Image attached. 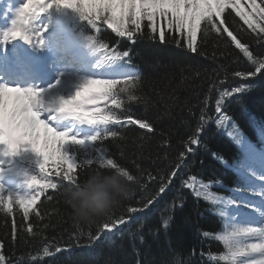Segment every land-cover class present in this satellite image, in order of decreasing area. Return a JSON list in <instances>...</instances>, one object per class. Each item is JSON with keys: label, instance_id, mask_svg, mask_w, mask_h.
Instances as JSON below:
<instances>
[{"label": "snow or ice", "instance_id": "snow-or-ice-1", "mask_svg": "<svg viewBox=\"0 0 264 264\" xmlns=\"http://www.w3.org/2000/svg\"><path fill=\"white\" fill-rule=\"evenodd\" d=\"M229 10L242 21L246 30L256 34L259 46L264 48V0H22L11 26L0 31V211L5 214L6 226L8 218H12L9 237L13 247L22 238L21 232L37 237L34 224L44 220V213L38 207L41 197L53 199L49 190L61 186L55 182L56 178L69 185L78 184L77 169L96 166L105 172L121 171L143 189L137 206L126 208L127 216L116 215L112 210L94 222L95 231L90 228L86 237L88 247L126 224L131 214L148 210L169 191L178 171L186 166L189 154L196 150L193 146L201 143L203 122L212 119L209 101L205 99L199 122L182 142L183 150L176 154L168 169L153 175L136 165L134 173L115 158L105 142L124 140L125 132L133 126L146 133L155 129L149 119L134 115L131 110L133 104L142 102V96L138 77L124 71L130 51L113 47L104 33L111 30L130 43L145 35L160 42L174 39L177 46L183 44L192 52L198 50V38L204 42L209 32L221 37L226 33L247 62L264 64V51H253L235 29L230 30L232 26L225 15ZM49 14L55 17L51 25L45 22ZM11 42L15 43L9 47ZM89 52L95 55L89 56ZM55 59L62 60L58 68L61 76L56 80V83L62 82V86L42 88L34 81L52 78L49 63ZM73 72H78L79 76L74 77ZM258 74L259 70L236 73L237 76L247 75L252 82H256L254 76ZM259 81H264V77ZM223 85L220 84L219 98L214 102L217 126L230 121L224 111L226 101L250 88L237 85L229 89ZM59 92L64 95H58ZM233 138L243 143L245 149V159L237 170L248 183L255 181L259 185L236 191H248L264 201V149L258 151L242 140L238 130ZM213 155L226 163L222 156ZM181 187L191 190L197 200L203 199L214 209L224 203L223 198L209 192V184L198 181L196 175H186ZM183 203V196H174L169 202V213L182 210ZM227 203L248 208L264 220V207L234 199ZM17 214L19 223L14 218ZM172 214L160 221L164 232L172 224ZM47 227L49 225L45 224L44 228ZM250 236L260 239L238 242L239 238ZM82 237L83 233L74 232L71 239L78 241ZM71 239L65 243L71 246ZM225 241L224 254L214 259L241 264V258L249 257L243 264H264V226L238 227ZM64 250L55 248L57 253ZM44 251L48 253L50 249ZM257 254L259 258H254ZM169 257L163 264H193L191 257L184 259L180 250L174 249ZM0 264H22L21 260L9 256L2 239Z\"/></svg>", "mask_w": 264, "mask_h": 264}, {"label": "trees", "instance_id": "trees-1", "mask_svg": "<svg viewBox=\"0 0 264 264\" xmlns=\"http://www.w3.org/2000/svg\"><path fill=\"white\" fill-rule=\"evenodd\" d=\"M225 15L232 26L230 30L235 29L253 51H264L256 34L246 30L231 10ZM104 36L110 42L119 39L111 30ZM119 41L124 50L130 51V59L140 70L137 77L142 102L133 104L131 110L134 115L149 119L155 130L146 133L133 126L125 132L124 140L106 141L107 148L134 173L136 165H139L156 175L168 169L176 154L183 150L182 142L187 140L199 122L201 108L208 99L212 119L203 122V132L199 137L201 143L194 146L198 153L192 157V163L187 162L178 171L169 191L153 206L145 212L131 214L126 224L120 225L115 232L91 247L86 246V237L90 228L95 231V223H77L72 219L71 209L63 195L65 188L71 185L56 178L55 182L61 186L57 190H49L53 199H41L38 204L39 210L44 213L43 222L34 224L38 239L21 232L22 238L13 247L9 237L12 218H8L6 226L5 214L0 211V239L5 243V251L11 258L21 260L22 264H163L174 249L180 250L184 259L191 257L193 264H227L214 257L224 254L227 247L225 238L231 236L234 229L244 226L233 221L231 212L235 207L227 203L233 198V191L239 188L242 176L237 166L245 159L243 143L236 142L233 137L238 130L242 140L254 147L255 141H264V81H259L264 77V64L247 62L226 33L221 37L209 32L204 42L198 38L196 52L189 51L183 44L177 46L174 39L160 42L147 35L138 38L135 43ZM254 70H259V74L254 76L256 82H252L247 75H236L237 72L254 73ZM220 84L229 89L237 85L250 87L245 93L226 101L224 111L230 121L223 126H217L214 113ZM213 154L222 156L226 163L215 159ZM92 171L103 170L96 166L77 169L79 182ZM189 171L195 173L198 181L208 183V191L222 197L224 203L214 209L203 199L197 200L191 190L182 188L181 181L189 175ZM142 192L143 189L134 184L132 196L113 209L115 214L127 216L126 208L137 206L136 201L140 200ZM174 196H183L184 203L182 210L172 214L168 209ZM234 200L241 201L239 198ZM176 203L179 205L180 201ZM220 208L224 212L219 211ZM169 214L173 215V221L168 231L164 232L160 221ZM14 218L19 223V214ZM30 219L35 220V217L30 216ZM45 224L49 227L44 228ZM74 232L77 235L83 233V237L78 241L71 239ZM70 239L71 246L65 243ZM45 240L47 243H44ZM238 242L245 243L240 238ZM56 247L66 250L57 253ZM45 248L50 251L45 253Z\"/></svg>", "mask_w": 264, "mask_h": 264}, {"label": "clouds", "instance_id": "clouds-1", "mask_svg": "<svg viewBox=\"0 0 264 264\" xmlns=\"http://www.w3.org/2000/svg\"><path fill=\"white\" fill-rule=\"evenodd\" d=\"M134 182L121 171H92L64 190L65 202L77 223L90 224L107 216L134 192Z\"/></svg>", "mask_w": 264, "mask_h": 264}, {"label": "rangeland", "instance_id": "rangeland-1", "mask_svg": "<svg viewBox=\"0 0 264 264\" xmlns=\"http://www.w3.org/2000/svg\"><path fill=\"white\" fill-rule=\"evenodd\" d=\"M71 75H73L74 77H78L79 76V73H71ZM61 76V74L58 76V78ZM53 88H60L62 86V82L61 83H56V81L51 85ZM48 88V87H47ZM76 90V83H74L72 85V91L74 92ZM58 95H64V92H59ZM258 206L262 207L264 206L262 203L261 204H258ZM247 217H250V216H247ZM253 221H256L259 225L260 223L263 221L261 220V218L258 216L257 218H255V220Z\"/></svg>", "mask_w": 264, "mask_h": 264}, {"label": "bare ground", "instance_id": "bare-ground-1", "mask_svg": "<svg viewBox=\"0 0 264 264\" xmlns=\"http://www.w3.org/2000/svg\"><path fill=\"white\" fill-rule=\"evenodd\" d=\"M194 147V146H193ZM195 148V147H194ZM196 149V148H195ZM198 153V151H197V149L193 152V153H191V154H189V157H188V159H187V162H190V163H192L193 161H192V157L193 156H195L196 154ZM195 158V157H194ZM184 174H186V172H183ZM198 173V172H197ZM189 175H195V173L194 174H192L191 173V171H189ZM199 175V174H198Z\"/></svg>", "mask_w": 264, "mask_h": 264}]
</instances>
